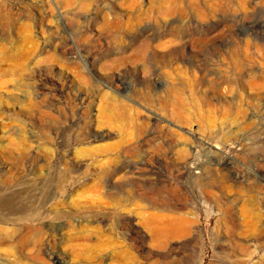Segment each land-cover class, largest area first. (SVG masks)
<instances>
[{"label":"rangeland","instance_id":"rangeland-1","mask_svg":"<svg viewBox=\"0 0 264 264\" xmlns=\"http://www.w3.org/2000/svg\"><path fill=\"white\" fill-rule=\"evenodd\" d=\"M0 264H264V0H0Z\"/></svg>","mask_w":264,"mask_h":264},{"label":"bare ground","instance_id":"bare-ground-1","mask_svg":"<svg viewBox=\"0 0 264 264\" xmlns=\"http://www.w3.org/2000/svg\"><path fill=\"white\" fill-rule=\"evenodd\" d=\"M213 3V2H212ZM210 4V3H209ZM207 6V5H206ZM201 7V6H200ZM199 7V9H200ZM202 9H200L201 12ZM176 12V10H175ZM179 12V10H178ZM199 12V13H200ZM204 12V10H203ZM205 13V12H204ZM203 13V14H204ZM197 15V14H196ZM211 15V14H210ZM209 15V16H210ZM206 17V16H205ZM209 18V17H208ZM168 19V18H167ZM203 21V19H202ZM206 23V22H205ZM251 45V44H250ZM242 50V49H241ZM246 50V49H245ZM236 51V49H235ZM246 52V51H245ZM263 52V51H262ZM241 55V54H240ZM246 55V54H244ZM248 58V57H247ZM236 61V60H235ZM224 62V61H223ZM239 64V63H237ZM224 65V64H223ZM245 67V66H244ZM252 67V66H251ZM255 69V68H254ZM203 70V69H202ZM258 70V69H257ZM251 76V75H250ZM224 83V82H223ZM220 85V84H219ZM217 101V100H216ZM241 107V106H240ZM215 108V107H214ZM240 109L239 107H237ZM237 109V110H238ZM229 118V117H228ZM123 146V145H122ZM127 152V151H126ZM62 168V167H61ZM66 173V171H65ZM59 178V177H58ZM64 178V177H63ZM60 179V178H59ZM64 181V180H63ZM214 182L209 181L206 182V187L213 186ZM59 184V182L57 183ZM131 194V193H130ZM129 194V195H130ZM210 199V198H209ZM155 200V199H154ZM149 202V201H148ZM150 204V203H149ZM156 210V209H155ZM161 210V209H160ZM163 210V209H162ZM174 211V210H173ZM226 211V210H225ZM149 212V211H148ZM179 213V212H178ZM146 216V215H145ZM191 220L189 218H184V216L179 215H166L161 213H150L143 220L142 225L147 229V231L151 234L152 240L158 241L163 237H172L174 238H183L188 235L189 228L191 226ZM30 234V233H29ZM171 238V239H172ZM42 239V238H41ZM46 239V238H45ZM164 239V238H163ZM23 241V240H22ZM160 242V241H159ZM155 244V243H154ZM16 246V245H15ZM155 246V245H154ZM159 248V247H158Z\"/></svg>","mask_w":264,"mask_h":264}]
</instances>
